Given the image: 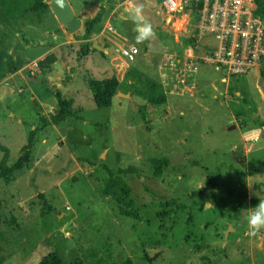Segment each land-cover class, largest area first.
I'll list each match as a JSON object with an SVG mask.
<instances>
[{
	"label": "rangeland",
	"instance_id": "obj_1",
	"mask_svg": "<svg viewBox=\"0 0 264 264\" xmlns=\"http://www.w3.org/2000/svg\"><path fill=\"white\" fill-rule=\"evenodd\" d=\"M68 1L75 17L82 9L90 13L104 2L110 7L117 2ZM152 2L154 10L146 3L143 15L155 35L142 43L136 42L132 19L126 26L111 14L115 35L134 39L132 44L140 49L121 72L105 37H96L109 51L99 55L103 62L78 59L82 24L73 33L79 41L66 50L69 62L58 59L40 68L45 55L35 65L32 59L59 41L56 35L53 41L56 22L51 10L28 14L14 28L0 26L3 46L25 66L24 75L15 78L34 81L40 75L38 84L11 88L12 94L0 101V144L9 150L8 164L16 161L31 125L40 124L32 96L44 104L53 102L52 88L56 82L64 84L63 95H76L72 106L77 110L76 116L50 124L35 136L29 169L18 172L11 183L0 180V264H37L54 250L63 264H93L98 257L102 264H264V228L249 236L242 217V211L250 212L264 199V132L257 144L244 139L250 129H264L263 63L245 75H229L200 63L198 75L204 68L205 84L196 82L193 94L167 92L166 103H147L142 117L139 107L147 101L148 82L162 88L160 66L167 53L178 59L188 52L179 35L186 31L179 24H166L158 1ZM261 15L264 22V12ZM105 26L99 22L95 31ZM111 76L129 96L119 95L110 105L96 107L88 81ZM55 108L56 104L51 112ZM161 158L167 165L156 177L153 163ZM118 168L128 170L123 179L130 196L116 189L104 192L107 170ZM40 194L52 207L48 214H41ZM120 208H133L137 218L120 214Z\"/></svg>",
	"mask_w": 264,
	"mask_h": 264
},
{
	"label": "built area",
	"instance_id": "obj_2",
	"mask_svg": "<svg viewBox=\"0 0 264 264\" xmlns=\"http://www.w3.org/2000/svg\"><path fill=\"white\" fill-rule=\"evenodd\" d=\"M137 0H124L123 4ZM165 23L181 22V30L189 36L184 39L186 55L174 59L167 53L160 66L164 77L162 88L167 94H193L200 63L213 66L229 75L252 72L264 58V22L257 12L264 0H157ZM113 14V13H112ZM105 38L112 44L114 61L123 70L138 56L140 49L127 44L115 35V28L107 23ZM210 38L211 41H206ZM202 46L209 50L199 52ZM37 65L36 62H34Z\"/></svg>",
	"mask_w": 264,
	"mask_h": 264
},
{
	"label": "trees",
	"instance_id": "obj_3",
	"mask_svg": "<svg viewBox=\"0 0 264 264\" xmlns=\"http://www.w3.org/2000/svg\"><path fill=\"white\" fill-rule=\"evenodd\" d=\"M260 2L257 12L261 15L264 12L263 4ZM50 12L48 3L45 0H0V26H8L9 28H14L16 21L27 19L28 14L44 15ZM105 12V7H101L99 11L92 17H88L83 21V32L79 36L81 47L78 50V59L84 58L85 55L90 51L89 39L94 31L97 23L102 21L103 14ZM8 28V29H9ZM20 29H18L19 31ZM15 32V31H14ZM17 34V32H15ZM2 35L5 32L1 33ZM179 35L186 39L189 35L185 32H179ZM4 44V43H3ZM2 44V39L0 37V82L3 81L8 75L17 72L22 64L21 61L14 56L6 47ZM107 44V43H106ZM6 46V45H5ZM104 49L107 48L103 45ZM96 49H94L95 51ZM101 54L104 53L101 51ZM56 61V56L54 54H49L45 57L43 62L39 64V67L46 65L49 66ZM263 68L261 69V75L264 76V58L262 60ZM44 64V65H43ZM40 67V68H41ZM71 77L68 76V79ZM89 87L92 92V101L96 107L108 106L112 103V100L116 98L119 90V80L115 76L109 78L97 79L91 78L88 81ZM149 93L146 96L147 101L145 104L141 105L140 115L145 118V108L148 104H164L166 103V93L163 88L158 86L156 83L148 82ZM54 96L56 99V108L53 112L49 114V117H43L39 126L31 130V133L27 139V142L20 149V153L16 161L12 164H8L9 150L7 147L0 144V150L3 157L0 159V180L5 183L13 182L18 172L25 169H29L32 165V149L34 145L35 136L48 125H58L59 123L65 121L70 117H74L77 114L72 106L73 99L64 97L58 88H54ZM167 159L161 158L154 161L153 167L155 169L154 175L156 177H161L164 171V167L167 165ZM108 177L104 183V192L110 194L112 190H118L124 195H129L131 193L130 186L123 179V175L128 172L125 168H118L117 170L111 171L107 170ZM209 180V178H207ZM40 197H43L40 194ZM2 206L0 199V208ZM52 211V207L44 200L41 206V214H48ZM120 214L137 218L136 212L132 209H119ZM1 219V216H0ZM37 264H63L62 258L57 251H52L46 256H44ZM93 264H102V258L98 257Z\"/></svg>",
	"mask_w": 264,
	"mask_h": 264
},
{
	"label": "crops",
	"instance_id": "obj_4",
	"mask_svg": "<svg viewBox=\"0 0 264 264\" xmlns=\"http://www.w3.org/2000/svg\"><path fill=\"white\" fill-rule=\"evenodd\" d=\"M46 2H47V0H45ZM123 1L124 0H117V2L115 3V5L113 6V7H110L111 5H110V3H106V2H104L105 3V5H104V7H105V12H104V14H105V16H104V14H103V17H104V20L103 21H101L102 23H103V26H105L104 25V23H108V22H110V24H111V19H112V17H114L113 15L116 13L117 14V17H119V19L120 20H122L124 23H125V25L126 26H128L127 24H128V22H131L130 21V18H129V16H126L124 13H123V11H126L127 12V6L125 5V3L123 4ZM139 1H141V0H137L135 3L136 4H140L139 3ZM69 2V1H68ZM103 3V4H104ZM146 3H150L151 5L150 6H148V10H154V5L152 4L153 2H152V0H149V2H148V0H147V2H145V4L143 3V5H144V8L145 7H147L146 6ZM72 7V6H71ZM103 7V6H102ZM264 7V6H263ZM73 9V8H72ZM99 7L95 10V11H92V12H87L85 9H82L81 10V15L79 16V17H76V18H78V19H80V21H81V24H83V21H84V19H86V18H88L89 16L90 17H92V15L94 16L98 11H99ZM122 11H121V10ZM74 11V10H73ZM113 13V15H111ZM74 14H76L75 12H74ZM52 15H53V13H52ZM76 16V15H75ZM262 16V15H261ZM102 17V18H103ZM53 18H54V21L56 22V24H54V26H53V29H51V33L54 35L53 36V41H57L58 39H59V41L58 42H53L51 45H50V47L48 48V49H45L43 52H41V53H39L38 55H36V57H34V59H32L34 62L36 61V60H41L43 57H45V55H49V54H54L55 56H56V61L54 62V64H56L57 63V61H58V59H61V61L62 62H64V63H66V61L65 60H68V62L70 61V59L71 58H69V53H67L66 52V50H67V48L69 49V50H72V46H74L75 45V43H77L79 40L78 39H76V36L73 34V33H69L68 31H67V29L65 28V26L64 25H62V24H60L57 20H56V18H55V16L53 15ZM179 23V22H178ZM81 27V26H80ZM83 27V26H82ZM181 27V26H180ZM100 29L101 28H99L97 31H95V28H94V31H93V33H92V35H91V37H90V39L88 40L89 41V43H90V47H92V43H97V44H99L102 48H103V50L104 51H102L103 53H104V56H106L107 54H108V50L105 48L104 49V47H103V45L104 44H102V42L100 41V42H98L97 41V39H96V37H98V38H100V37H103V39H104V37L106 36V29L104 28H102L101 29V31H100ZM105 33V34H104ZM55 35L58 37V39L55 37ZM117 37L120 39V40H122V41H124L125 43H126V41H127V44H132V40H134V39H130V37H124V36H121V35H118V33H117ZM24 42H25V40H23ZM40 44L41 43H43V39L42 38H40ZM177 41V40H176ZM206 41L208 42V41H211V39L210 38H207L206 39ZM104 42H108L107 40H106V38L104 39ZM178 42V41H177ZM109 44H111L110 42H108ZM29 43L28 42H26V44H25V46H24V48H28L29 46ZM112 45V44H111ZM209 46H202V49L205 51V50H209ZM96 52H92V50H90L89 52H88V54L87 55H85L84 56V58H83V61L84 62H86L87 60H88V58H90V59H94V58H96V59H98V58H100V59H102V62H103V60H104V58H102L101 56H99L101 53V51H99V50H95ZM201 52H203V51H201ZM20 55L21 56H23V57H21V59L22 60H24V57H25V55L24 54H21L20 53ZM101 55H103V54H101ZM44 59V58H43ZM25 61V60H24ZM32 61V62H33ZM22 62V61H21ZM204 65H202V67H203ZM207 66V65H206ZM25 66H22L17 72H15V73H13V74H10V75H8L2 82H0V101L2 100V99H4V98H6L7 96H9V95H11L12 94V92L10 91L11 90V88L13 89V88H17V87H19L20 85H22L23 83H24V85L27 83V84H29V86H30V84L31 83H34V84H38L39 83V79H40V75H38L37 76V78H35L34 79V81H31L30 80V78L28 77V76H26V78H24V76H21V77H19L18 79L17 78H15V77H17L16 75H18V74H20V75H24V74H22V71L21 70H23V68H24ZM129 67V66H128ZM127 67V68H128ZM211 67V66H210ZM127 68H125V69H127ZM125 69H123V70H125ZM122 70H119V72H121ZM199 71V70H198ZM208 71H210V69H208ZM256 71L257 70H255V73H256ZM211 72V71H210ZM47 78L48 79H50L51 78V76L50 75H48L47 76ZM222 79V78H221ZM220 79V80H221ZM208 81V78H207V76L205 75V69L203 68L202 69V71L200 72V75H198V72H197V77H196V81H195V84H196V82H199L200 84H205L206 82ZM209 81H210V79H209ZM222 81L223 82H226L227 80L225 79V78H223L222 79ZM160 83H161V81H160ZM9 85V86H8ZM33 85V84H32ZM56 85H57V87L56 88H58L59 90H60V92H61V94L63 95V92H62V89H64L65 90V88L67 89V87L64 85V84H60V83H57L56 82ZM61 85V86H60ZM62 85H64V86H62ZM34 86V85H33ZM198 87V86H197ZM53 90H54V88H52ZM52 89H50V91L52 90ZM119 93V92H118ZM70 94H72L71 96L72 97H70V98H72L73 99V101H75V99H76V95L74 96V94L71 92ZM64 96V95H63ZM117 97H119V95L117 94L116 95ZM214 97H216V96H214ZM31 99L32 100H34L35 99V101L37 102V107H38V116H37V118L39 119L40 117H48V114L52 111V109L55 107V104H56V99L53 101V102H51L50 100H47V103L46 104H44L42 101H40L39 102V100L38 99H36V97H34V96H32L31 97ZM166 101H167V96H166ZM75 103V102H74ZM220 103H222V102H220ZM165 104V103H164ZM74 105V104H73ZM41 118V119H42ZM40 119V120H41ZM41 122V121H40ZM35 125L34 124H32L31 125V128L32 129H34L35 127H34ZM39 126V125H38Z\"/></svg>",
	"mask_w": 264,
	"mask_h": 264
},
{
	"label": "clouds",
	"instance_id": "obj_5",
	"mask_svg": "<svg viewBox=\"0 0 264 264\" xmlns=\"http://www.w3.org/2000/svg\"><path fill=\"white\" fill-rule=\"evenodd\" d=\"M57 3L59 6L63 7V0H57ZM176 6L177 5L173 0L172 7L175 8ZM126 10L129 13V18L135 23V31L137 33L135 39L137 43H142L155 35L152 24L144 19L143 4L129 3ZM262 132H264V129L262 128L250 129L244 139L251 144H257L261 140ZM242 213V217L247 219L249 229L248 235L256 236L257 233L264 228V199H259L256 207L250 212L244 210Z\"/></svg>",
	"mask_w": 264,
	"mask_h": 264
},
{
	"label": "water",
	"instance_id": "obj_6",
	"mask_svg": "<svg viewBox=\"0 0 264 264\" xmlns=\"http://www.w3.org/2000/svg\"><path fill=\"white\" fill-rule=\"evenodd\" d=\"M48 5L56 20L60 24L64 25L69 33H74L80 28L81 21L80 19L75 17L74 11L68 0H63V7L59 6L57 0H50L48 2ZM92 48L99 51H104L103 48L97 43H92ZM117 94L124 97L128 95L121 92ZM229 128H234V126H231ZM226 233L227 231H225V234Z\"/></svg>",
	"mask_w": 264,
	"mask_h": 264
},
{
	"label": "bare ground",
	"instance_id": "obj_7",
	"mask_svg": "<svg viewBox=\"0 0 264 264\" xmlns=\"http://www.w3.org/2000/svg\"><path fill=\"white\" fill-rule=\"evenodd\" d=\"M178 22H179V23H178ZM178 22L175 23L174 25H178V24H179V25L181 26V22H182V21H178ZM177 28H178V27H177ZM178 29H179V28H178Z\"/></svg>",
	"mask_w": 264,
	"mask_h": 264
}]
</instances>
